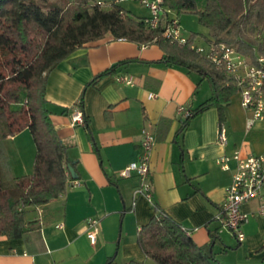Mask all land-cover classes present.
Returning <instances> with one entry per match:
<instances>
[{
	"label": "crops",
	"instance_id": "0c3cea01",
	"mask_svg": "<svg viewBox=\"0 0 264 264\" xmlns=\"http://www.w3.org/2000/svg\"><path fill=\"white\" fill-rule=\"evenodd\" d=\"M161 58L156 46L138 47L106 37L77 50L50 73L45 99L67 148L66 169L70 166L76 179L68 173L63 195L28 209L29 222L41 224L38 230L15 240L0 237V264L145 263L137 235L156 215L155 207L188 232L197 246H211L227 264H261L264 218L257 214L259 201L242 206L248 220L241 226L245 239L240 243L225 228L222 215L234 165L223 171L216 161L235 151L243 157L264 155V122L248 127L252 115L241 107L237 93L223 109L222 124L218 110L211 107L180 132L185 113L204 103L210 88L197 74L166 66ZM125 75L134 78L133 87L116 82ZM150 93L155 98L148 99ZM78 113L86 120L83 126L73 123ZM220 125L226 131L224 148L217 143ZM142 130L155 137L150 200L133 199L139 185L135 175L118 177L139 160ZM26 133L5 139L11 145L8 152L15 155L10 167L14 177L32 172L35 148L25 164L24 147L18 142ZM89 218L99 221L94 246L87 239Z\"/></svg>",
	"mask_w": 264,
	"mask_h": 264
},
{
	"label": "trees",
	"instance_id": "16d2710c",
	"mask_svg": "<svg viewBox=\"0 0 264 264\" xmlns=\"http://www.w3.org/2000/svg\"><path fill=\"white\" fill-rule=\"evenodd\" d=\"M162 8L161 22L152 30L147 17H135L114 0H0V141L27 131L35 148L30 175L5 181L0 167V237L15 240L38 230L40 222L27 221L26 211L46 206L67 190V148L51 122L45 93L50 73L84 46L110 37L158 47L163 64L197 74L210 88V97L183 119L180 132L211 107L222 124L223 109L239 93L236 81L192 48L195 37L184 44L166 39L165 25L173 18L170 12L195 14L209 32L208 45L233 48L255 64L264 57V0H206L203 10H197L196 0H162ZM21 95L24 103L16 110ZM155 211L137 235L146 262L129 264H227L211 246H197L170 216Z\"/></svg>",
	"mask_w": 264,
	"mask_h": 264
},
{
	"label": "built area",
	"instance_id": "2783aa9c",
	"mask_svg": "<svg viewBox=\"0 0 264 264\" xmlns=\"http://www.w3.org/2000/svg\"><path fill=\"white\" fill-rule=\"evenodd\" d=\"M124 1L126 0H114V3L121 4ZM134 1L140 2L148 10L149 16L146 24L150 29H156L164 14L162 0ZM163 35L173 43H186V38L181 34L176 18L166 23ZM192 48L208 59L216 69L223 71L236 81L241 107L252 115L248 127L255 122H264V57L259 56L255 64H250L236 50L225 45L209 44L206 54L201 47L192 46ZM115 80L118 84L127 87L135 85L134 78L129 75L118 76ZM147 98L153 99L155 94L150 93ZM188 116L189 113L186 112L184 118ZM72 120L76 125H84L83 117L79 113L73 116ZM217 143L223 148L227 146L226 131L222 125L218 129ZM154 145V135L147 130H142L139 160L129 164L118 173L119 178L128 179L135 175L139 180V185L133 193L134 200L138 197L151 199L150 157ZM216 163L223 171H230L231 165H234L231 182L226 190V199L222 206V215L225 228L233 238L241 243L245 239L241 226L248 220V215L242 212V206L254 200L259 201L257 214L264 218V155L243 157L239 151H235L232 155H223L218 158ZM85 225L88 230L87 239L90 245L94 246L97 241L99 221L89 218L85 221Z\"/></svg>",
	"mask_w": 264,
	"mask_h": 264
},
{
	"label": "rangeland",
	"instance_id": "374dc122",
	"mask_svg": "<svg viewBox=\"0 0 264 264\" xmlns=\"http://www.w3.org/2000/svg\"><path fill=\"white\" fill-rule=\"evenodd\" d=\"M205 2L206 0H196L197 10H203L205 8ZM120 7L124 11L131 13L135 17L143 18L149 16L148 10L144 6H142V4L138 1L126 0L120 4ZM170 15L171 17L176 18L179 22L180 31L183 37L186 39L190 36L195 37L194 45L196 47H201L204 50V53L206 54L209 46L207 42V40L209 39V32L198 23L196 15L181 14L180 16H178L174 12H170ZM23 103L24 96L21 95L20 103L15 106V109L19 110L23 106ZM18 142L21 143L24 147L22 149V162L27 164L29 159L31 158V152L29 150H31V148H33L34 150L32 139L30 135L26 133L22 138L19 139ZM29 144L31 145V147L29 146ZM10 146L11 145H9V142L5 140L0 141V167L5 181H8L9 177L12 176L10 167H12L13 162L15 160L14 153L8 152V148H10ZM31 211L32 210H28L25 213V218L27 221L32 220Z\"/></svg>",
	"mask_w": 264,
	"mask_h": 264
},
{
	"label": "water",
	"instance_id": "95a60500",
	"mask_svg": "<svg viewBox=\"0 0 264 264\" xmlns=\"http://www.w3.org/2000/svg\"><path fill=\"white\" fill-rule=\"evenodd\" d=\"M67 170H68V173H69V175H70V178H71L72 180H75L76 177L74 176V172H73L72 168H71L70 166H67Z\"/></svg>",
	"mask_w": 264,
	"mask_h": 264
}]
</instances>
